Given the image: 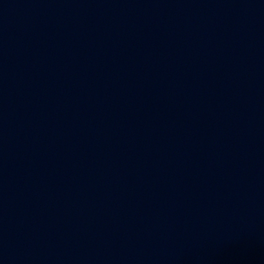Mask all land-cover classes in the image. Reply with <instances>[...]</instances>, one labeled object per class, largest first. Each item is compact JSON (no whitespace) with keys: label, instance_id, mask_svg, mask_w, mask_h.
Wrapping results in <instances>:
<instances>
[{"label":"water","instance_id":"1","mask_svg":"<svg viewBox=\"0 0 264 264\" xmlns=\"http://www.w3.org/2000/svg\"><path fill=\"white\" fill-rule=\"evenodd\" d=\"M0 264H264V0H0Z\"/></svg>","mask_w":264,"mask_h":264}]
</instances>
